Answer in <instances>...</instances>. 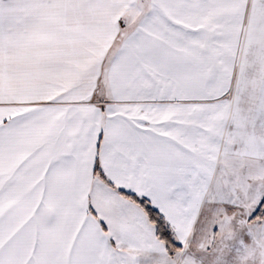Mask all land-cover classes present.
<instances>
[{
	"label": "snow or ice",
	"instance_id": "1",
	"mask_svg": "<svg viewBox=\"0 0 264 264\" xmlns=\"http://www.w3.org/2000/svg\"><path fill=\"white\" fill-rule=\"evenodd\" d=\"M0 264H264V0H0Z\"/></svg>",
	"mask_w": 264,
	"mask_h": 264
}]
</instances>
